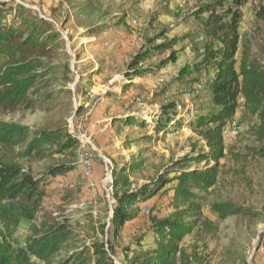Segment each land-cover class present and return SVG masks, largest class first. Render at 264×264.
Wrapping results in <instances>:
<instances>
[{"label":"rangeland","instance_id":"rangeland-1","mask_svg":"<svg viewBox=\"0 0 264 264\" xmlns=\"http://www.w3.org/2000/svg\"><path fill=\"white\" fill-rule=\"evenodd\" d=\"M0 1L46 17L61 44L48 58L55 68L42 92L51 96L39 95L31 108H0V121L27 126L32 133L67 132L78 141L64 155L21 163L37 177L57 163L75 165L71 174L53 181L45 210L71 224L79 245L103 244L115 264H130L156 246L151 221L169 213L174 183L139 204L136 217L120 232L114 227L113 194L167 179L175 161L206 148L191 123L214 109L216 70L203 60L207 45L215 42L194 12L211 0ZM263 7L264 0L242 7L237 58L246 54L264 70ZM11 21L6 12L2 22ZM173 52L176 59H170ZM169 105L171 120L164 116L158 132V116ZM225 141L219 182L203 201L210 227L187 236L182 248L190 264H264V111L248 112L241 95ZM132 166L128 185L114 187V173ZM62 191H68L67 200H61ZM216 202H230L242 212L220 219L212 209ZM30 224L21 221L14 232L18 242L8 239L18 252L27 246Z\"/></svg>","mask_w":264,"mask_h":264},{"label":"trees","instance_id":"trees-1","mask_svg":"<svg viewBox=\"0 0 264 264\" xmlns=\"http://www.w3.org/2000/svg\"><path fill=\"white\" fill-rule=\"evenodd\" d=\"M248 1L211 0L194 12L215 42L207 45L203 60L216 70L212 83L214 109L198 115L191 123L206 148L175 161L174 173L167 179L162 177L138 191L113 194L117 199L114 227L120 232L126 221L136 217L139 204L174 183L169 213L156 215L151 221L156 246L141 251L130 264H190L183 242L201 226L210 227L209 220L203 217V201L219 182L221 161L227 151L225 129L237 112L240 96L245 98L248 112L264 111V70L246 54L240 61L237 58L242 7ZM26 10L21 4L0 1V108L6 111L34 107L39 95L51 96V92L42 91L48 83L45 78L55 68L48 58L61 45L60 33L50 30L53 24L46 18L31 16ZM6 12L12 15L9 23L2 22ZM170 59H176L174 52ZM134 60L138 63V55ZM170 106L158 116V132L164 129V116L166 122L171 120ZM77 145L78 141L67 132L43 129L32 133L27 126L0 121V224L4 228L0 232V264H35L32 257L42 264H115L103 244L79 245L71 224L53 218V213L44 208L53 181L68 176L76 166L57 163L37 177L21 163L33 157L43 160L53 154L64 155ZM203 162L205 166H200ZM134 168L117 170L114 187L127 186L126 172ZM67 196L65 191L60 198L67 200ZM212 209L220 219L242 212L230 202H216ZM23 219L31 223V233L26 248L18 252L8 239L18 242L14 232Z\"/></svg>","mask_w":264,"mask_h":264},{"label":"built area","instance_id":"built-area-1","mask_svg":"<svg viewBox=\"0 0 264 264\" xmlns=\"http://www.w3.org/2000/svg\"><path fill=\"white\" fill-rule=\"evenodd\" d=\"M27 6V5H26ZM43 17V16H42ZM44 18H46V17H44ZM47 19V18H46Z\"/></svg>","mask_w":264,"mask_h":264}]
</instances>
